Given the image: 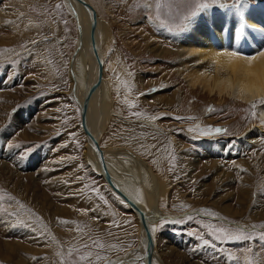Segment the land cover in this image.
Wrapping results in <instances>:
<instances>
[{"label":"rangeland","instance_id":"374dc122","mask_svg":"<svg viewBox=\"0 0 264 264\" xmlns=\"http://www.w3.org/2000/svg\"><path fill=\"white\" fill-rule=\"evenodd\" d=\"M87 1L108 21L109 51L102 64L103 53L91 52L83 75L111 79L105 65L117 52L131 70L132 98L111 95L117 114L98 145L104 159H144L167 187L160 207L176 216L158 221L164 263L264 264V139L244 141L264 99L193 90L178 71V38L203 8L229 4L248 15L264 2ZM92 25L64 0H0V264H103L139 245V216L84 156L80 104L89 129L92 121L69 68ZM199 120L208 131L194 137ZM116 182L133 200L142 193L140 177Z\"/></svg>","mask_w":264,"mask_h":264},{"label":"bare ground","instance_id":"6f19581e","mask_svg":"<svg viewBox=\"0 0 264 264\" xmlns=\"http://www.w3.org/2000/svg\"><path fill=\"white\" fill-rule=\"evenodd\" d=\"M64 1L71 11H78L93 22L90 37L79 46L71 57L69 77L74 85V90H77L75 97H79V101L82 100V102L86 98V112L92 121L89 129V125L86 126L87 118L82 104H80V113L83 116L87 138L84 153L85 160L97 174L104 177L105 181L109 183L104 175L102 163L95 150L92 137L94 135L99 144L100 136L105 131L109 118L117 114L113 109L111 95L122 92V96L127 99L132 98V93L129 90L131 70L124 58L121 57V52H117L116 57L115 55H113L114 57L111 56L109 65H105L111 70V79H98L95 76L83 75L82 64L91 52L100 50L103 53V56L100 54V63H104L109 49L103 43L102 38L104 36L102 37V34L106 28H109V24L90 1ZM258 1L259 3L264 2V0ZM234 8L235 6L229 4L220 6L215 12L203 8L200 15L186 24L184 31L180 33L178 38V61L181 64L178 71L190 89L200 88L201 91L205 90L209 94L228 95L237 102L242 101L246 104L253 100L264 99V5L259 10H249L248 15H242ZM110 31L112 32V27ZM153 47L155 50L161 48L158 43L154 44ZM183 54H190V59L183 58ZM87 67L88 71L96 72V67L90 65V63L87 64ZM166 104L170 103L166 102ZM260 110L259 124L253 130L248 129L244 133V141L248 145H256L260 138L264 139V104L260 106ZM201 123V120H199L195 125H190L189 132L194 137L203 136L208 131L207 127L200 126ZM213 132L216 134L221 133L222 127L214 128ZM104 160H106L108 170L115 181L125 179L128 176L142 179L141 195H137L134 200L129 197L138 204L139 208H143L142 200H144L149 212L146 227L139 218L141 228L139 245L131 248L123 257L108 259L103 264H113L114 262L116 264L122 260L121 264H132L134 262L138 264L143 263L144 260L148 264L144 255L148 241L146 239L147 233H149L151 239L150 255L152 264H165L161 255L157 252L156 233L158 221L163 217L175 218L176 215L166 213L160 207L161 199L169 194L163 180L160 175L154 173L155 171L147 161L132 152L113 155ZM160 187H164V189L161 191ZM128 204L132 208L129 202ZM132 210L137 214L134 208Z\"/></svg>","mask_w":264,"mask_h":264},{"label":"water","instance_id":"95a60500","mask_svg":"<svg viewBox=\"0 0 264 264\" xmlns=\"http://www.w3.org/2000/svg\"><path fill=\"white\" fill-rule=\"evenodd\" d=\"M99 85H100V82L98 83V87H99ZM84 118H85V116H84ZM92 142L95 145V150L97 152V155L99 157V160L102 163V168H103L104 175L107 177L109 183L111 182L112 186L116 189V191L119 192L120 194H122L123 198L130 203V205L132 206V208H134L135 211L137 212V214H138L141 222L146 227L147 226V223H146V216H145L144 211L141 208H139L138 205H136V203L134 201H132V199L127 194H125V192H123L120 189V187L118 186V184L115 181L114 177L111 175V173L108 170V166L106 164V160H104L103 153L101 151L100 145H98L97 138L94 135L92 137ZM146 239L148 241H147V244H146V247H145V250H144V255H145L146 259H147L148 264H152V262H151V255H150V251H151L150 250L151 239H150L149 233H147ZM122 262H123V260L122 261H119L116 264H121Z\"/></svg>","mask_w":264,"mask_h":264}]
</instances>
